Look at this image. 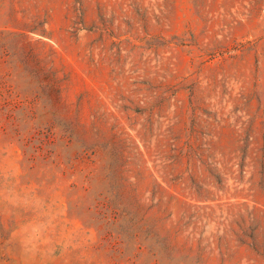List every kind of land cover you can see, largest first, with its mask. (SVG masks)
<instances>
[{"label": "rangeland", "instance_id": "374dc122", "mask_svg": "<svg viewBox=\"0 0 264 264\" xmlns=\"http://www.w3.org/2000/svg\"><path fill=\"white\" fill-rule=\"evenodd\" d=\"M0 264H264V0H0Z\"/></svg>", "mask_w": 264, "mask_h": 264}]
</instances>
